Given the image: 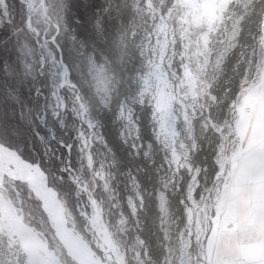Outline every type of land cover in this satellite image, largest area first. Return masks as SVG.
<instances>
[{
  "label": "snow or ice",
  "instance_id": "1",
  "mask_svg": "<svg viewBox=\"0 0 264 264\" xmlns=\"http://www.w3.org/2000/svg\"><path fill=\"white\" fill-rule=\"evenodd\" d=\"M258 4L264 16L261 0H131L130 4L124 0L116 7L110 0L103 4L100 0L89 4L74 0L71 5L67 0H15L14 4L0 0V128L12 127L27 136L22 148L19 142L0 135V195L24 182L33 195L41 197V188L34 182L37 176L42 177L43 191L52 196L65 182L76 188L80 177L74 174L77 166L72 154L77 151L80 170H86L92 182L83 183L76 194H87L96 213L94 225L104 213L103 200L121 209V224L133 220L139 225L141 213L153 208L162 239L169 242L154 250L137 235L132 248L122 250L105 226L104 244L89 246L88 264H128V251L135 264H172L173 257L179 264H194L190 252L194 245L200 250L195 264H264V193L236 213L222 212L219 217L212 205L210 216L202 220L209 212L220 166L213 161L209 179L207 156L199 166L187 163L190 152L200 148L198 141L185 144L178 139L183 134L181 118L189 134L186 138H190L194 121L205 116L217 136L225 130L235 135L231 130L239 129L253 112L252 104L264 98V19L255 33L245 29L246 18ZM236 6L243 9L242 14ZM37 17L47 25L43 31L33 27ZM125 17H131L133 23L128 24ZM147 18L153 27L137 31L135 21ZM193 29L199 33L195 40ZM13 40L15 49H10ZM213 40L220 45L214 63ZM133 44L135 51L125 60ZM234 57L242 58L236 64L235 86L230 80L229 88L218 95L209 82L217 79L215 74L209 77V65L220 73ZM10 89L17 92L14 102L8 99ZM144 117L151 125L147 142ZM105 122L119 126V139L134 156L148 157L156 146L157 154L163 153L155 169L163 174L147 196L143 179L130 169L122 173L124 189L130 194L121 204L113 183L115 174L103 163V159L115 162L116 158L103 131ZM28 140L43 146L45 158L62 150V160L64 155L68 159L55 173L45 171L25 157ZM219 144L217 139L215 147ZM237 144V162L242 164L248 156V141L240 143L237 137L234 152ZM101 155L103 159L97 161L96 156ZM229 179L238 184L240 176L234 172ZM256 183L250 180L249 190ZM173 209L182 225L176 233L178 248L170 246L172 237L165 227ZM171 222H176L174 217ZM9 237L8 251L0 247V264H19L12 246L23 254L25 264H37L29 239L13 231ZM72 264L82 262L73 259Z\"/></svg>",
  "mask_w": 264,
  "mask_h": 264
},
{
  "label": "rangeland",
  "instance_id": "2",
  "mask_svg": "<svg viewBox=\"0 0 264 264\" xmlns=\"http://www.w3.org/2000/svg\"><path fill=\"white\" fill-rule=\"evenodd\" d=\"M131 3V0H129ZM11 4L15 3V0H9ZM165 3H167V0H165ZM261 3H264V0H261ZM236 10L238 14H242L243 9L240 6H236ZM262 15L260 14V7L259 4L256 6V8L253 11H250L249 16L246 18L245 23V29L253 31L255 33L258 29V22L261 20ZM135 23L138 25L137 31L143 32L144 30L151 29L153 27V21L151 18H147L146 21H141L137 19ZM171 23V22H170ZM33 24L36 26V28L39 31H43L47 27L44 20L42 18H34ZM198 30L193 29L192 39L195 40L198 36ZM28 36H31L32 34L29 32L27 33ZM8 47L10 49H15V40H13L11 43L8 44ZM210 47L213 48L212 57H213V63L214 58L217 52L220 50V45L215 44V40H213ZM18 50V49H16ZM242 58L234 57L232 58V63H225L223 67V72L220 73H214L213 64L209 65V77L211 75L215 74L217 75V79L211 80L209 79V82L212 83L213 91L218 94L222 95L224 91H226L229 88V81H235V78L237 77L236 72V64L240 63ZM14 72V69H10ZM23 70V69H22ZM15 74L10 77L9 79H14ZM233 85V84H232ZM17 92L15 90H9L8 92V99L12 101V97L16 96ZM237 97L239 99V94H237ZM14 102V101H12ZM203 102V101H202ZM207 111V110H205ZM216 115V113H214ZM3 112L0 110V118H2ZM145 122V138L146 142L151 137V125L148 123V121ZM208 123L207 127H204L205 123ZM217 122H219L217 117ZM181 132L183 133L178 139L182 140L185 144H190L192 139H196L198 143L200 144V148H197L195 150H192L189 154V157L187 159V163L191 164L193 166H199L201 163H204V157L207 156V166H209V172L208 177L211 179L212 171H214V168L212 167L213 161H217L218 165L225 163L226 164V172L222 174V177L214 181L215 187H213L212 190V199L208 201L209 203V212L202 215L201 219L203 220L205 216H210L211 213V206L217 204L219 201L221 195L225 191L227 184L229 182V178L231 177V167L233 164V159L236 155V153L239 151V145H236V152L233 151V145L235 144L238 135L237 129H232L231 131L235 132V135H230V132L228 130H225L222 134L217 136L214 133V130L211 128V122L207 121V117L205 116L204 120H196L193 123V130L191 133L190 138L188 137V132L183 128V121L181 118ZM231 123V121H230ZM107 127V126H106ZM109 127L114 130L118 136L119 126L117 124L110 123ZM106 128L104 126L103 131L105 132ZM0 135H5L9 139L14 140L15 142H19L20 146L22 148L25 147L24 140L27 139L26 133L22 130H17L12 127H8L6 129L0 128ZM119 137V136H118ZM227 137V138H226ZM220 140V144L218 147H215L216 140ZM240 140V137H239ZM122 146L127 151V162L125 163L127 166L124 168V170L119 171V161L117 159V156L115 158V162H113L112 159H103L101 156H96V160L100 161L103 159V163L106 170H111L114 174V180L113 183L118 189V198L123 205L124 203V197H126L129 192H127L124 189L122 180L123 176L122 173L127 172L128 170H132L134 175H137L141 177L145 184V195L147 196L148 192H151L153 189V185L158 183V178L160 175L163 174V172H156L155 169L160 164V158L163 155V153L157 154L156 147L153 148L152 152L148 157H144L143 155L140 156H134L133 150L129 148L128 145L124 144L122 141ZM241 143V140H240ZM202 149V150H201ZM102 153V149H99ZM216 151V156L214 157L212 155V161H209V156L212 151ZM183 151L182 149L180 150ZM43 152V146L38 142L34 140H28L26 151L24 152L25 157L28 160H35L37 163H39L45 171L55 173V170L58 167L63 166V161H66L68 157L66 155L63 156L62 160V150L53 153L49 157H43L41 154ZM115 152V151H114ZM31 153V155H29ZM155 159L156 163L154 164L152 161ZM72 160L76 163L77 169L74 172L75 175L80 177V184L76 186V188H73L71 182H65L62 186H58L60 189V199L64 203L67 214L70 218V221L75 226V228L80 231L88 241L91 243H95L97 241L96 235L92 232L93 230L89 228L88 221L86 217L84 216V213L90 214L92 213V207L87 199V194L84 193L81 196H77V190L82 187L83 183L91 184L92 177L86 170H80V161H79V153L77 151H74L72 154ZM228 160V161H227ZM221 169V166H220ZM228 169V170H227ZM139 170V171H138ZM228 171V172H227ZM228 173V174H227ZM225 175V176H224ZM218 193V195H217ZM15 206V208L18 210L20 215L23 217L24 221L36 228L39 232L43 234L44 240L46 239L49 246L58 253L60 259L64 264H72V259L66 254V251L62 248L58 240L56 239L54 235V230L51 228L44 211L41 209V203L35 196L27 189L25 183L18 182L15 183L11 190L8 192L3 193ZM94 195L100 196L98 192L94 190ZM100 198L103 200V197L100 196ZM112 202L109 200H103L104 204V213L102 215V219L104 220L105 224L107 225L109 231L112 233V236L115 240H117L121 246L122 250H128L131 249L132 246L135 244V237L139 235L142 239L146 240V235L151 231L153 234L157 236L158 244H164L166 246L169 245V242H166L162 239V232L160 230V221L158 218V214L155 212V209L152 208L153 211V218L150 221V229L146 231V224H143L145 221L142 220V216H140V224L137 225L134 223L133 220H129L126 224H121L120 219L122 217L120 216V208H113L109 205ZM125 213L127 212V209H124ZM173 217L175 218V223H172L171 220L173 217L169 218V224L165 225V227H169V234L172 237V240L170 242V246L174 248H178V242L176 239V233L178 229L182 228V225H180V217L179 213L175 211V209L172 210ZM149 220V219H148ZM123 229V230H122ZM18 232L23 234L26 238L27 236L22 232L20 229L19 224L17 225L16 222L12 221L11 218L6 216L0 207V247L4 249V251H8L9 249V232ZM45 240V241H46ZM13 251L16 253V256L18 257L19 264H25V257L23 254L19 251L18 248L15 246H12ZM199 248H197L195 245L190 249L191 255L193 257V261L195 264V259L199 255ZM133 253L131 251H128V264H135V261L132 259ZM36 258V257H35ZM37 260V258H36ZM37 264H40L37 260ZM162 264V261H161ZM172 264H179V261L173 257Z\"/></svg>",
  "mask_w": 264,
  "mask_h": 264
},
{
  "label": "bare ground",
  "instance_id": "3",
  "mask_svg": "<svg viewBox=\"0 0 264 264\" xmlns=\"http://www.w3.org/2000/svg\"><path fill=\"white\" fill-rule=\"evenodd\" d=\"M261 19H264V16H262ZM220 166L221 169L218 173V179L226 172V164L223 163ZM34 182L37 187L41 188L42 191L41 197L37 198L35 195L34 196L39 201L41 199L44 201L47 211L45 216L51 228L55 232L54 235L56 239L72 260L75 259L79 262H82V264H88V261L91 258L89 246L95 247L97 244H104L105 226H107L104 220L102 217H99L96 219V223L94 225L93 219L96 217L95 211L93 210L90 214L84 213V216L88 221L89 228L93 230L92 232L96 235L97 239L95 243H91L80 231L75 228V226L70 221V218L67 214V209L60 199L59 192L56 196H52L49 192L43 191V181L42 177L40 176L35 177ZM26 187L29 190L30 186L26 185ZM5 197L6 196L4 194L0 195V207L2 212L11 218L12 221L16 222L17 225L19 224L20 229L27 236V239L33 243L34 254L38 262L40 264H56V262H58V264H64L58 253L50 246H46V242L44 238L38 233V230L28 225L18 210L15 208L13 203L7 197L5 199ZM107 230L109 231L108 227Z\"/></svg>",
  "mask_w": 264,
  "mask_h": 264
},
{
  "label": "crops",
  "instance_id": "4",
  "mask_svg": "<svg viewBox=\"0 0 264 264\" xmlns=\"http://www.w3.org/2000/svg\"><path fill=\"white\" fill-rule=\"evenodd\" d=\"M243 104L244 101H241ZM253 112L247 114L242 126L237 129L241 143L248 141L247 159L242 163L237 162L236 153L231 167V177L233 173L240 176L239 183L229 180L227 187L216 204L217 217L221 213H236L241 207L252 200H258L264 193V98H260L252 104ZM255 180L256 186L249 190L248 182ZM215 219V218H213ZM255 248V245H253Z\"/></svg>",
  "mask_w": 264,
  "mask_h": 264
},
{
  "label": "trees",
  "instance_id": "5",
  "mask_svg": "<svg viewBox=\"0 0 264 264\" xmlns=\"http://www.w3.org/2000/svg\"><path fill=\"white\" fill-rule=\"evenodd\" d=\"M74 2V0H67V3L69 5H71ZM80 3L82 4H89L90 0H79ZM111 4L113 5V7H116L117 5H122L124 3V0H110ZM100 3H105V0H100ZM128 3L130 4V1L128 0ZM76 9H73V13H75ZM114 16H116L117 14L114 13ZM125 20L128 24L133 23L131 17H125ZM117 23H119V20L116 21ZM73 27H76V25L73 23L72 25ZM135 51V44L130 45V48L128 50V54L125 57V60L128 59V57L131 56L132 52ZM117 78H119V70L117 69V73H116ZM233 87L235 86V83H233L232 85ZM144 121L147 120L146 117L143 118ZM110 123L105 122V137L112 143L113 145V150L116 153L117 159L119 161V167L120 170L122 171L124 170V168L127 166L125 163L128 160V156H127V151L125 150V148L122 146L121 140L119 139V137L117 136L116 132L114 130H112L109 127ZM107 126V127H106ZM214 151V150H213ZM213 151L211 152L210 156H209V161H212V155H213ZM58 192H59V196H60V189L58 188ZM142 216V220H144L145 222L143 224H146V231H148L150 229V226L148 225V223L150 224L151 219L153 218V211L152 208L146 209L145 212L141 213ZM149 219V220H148ZM146 237V241L150 244V246L154 249L157 250L159 247L158 244V238L155 234H153L151 231H149V233H147L146 235H144Z\"/></svg>",
  "mask_w": 264,
  "mask_h": 264
},
{
  "label": "water",
  "instance_id": "6",
  "mask_svg": "<svg viewBox=\"0 0 264 264\" xmlns=\"http://www.w3.org/2000/svg\"><path fill=\"white\" fill-rule=\"evenodd\" d=\"M33 27H35L36 28V26L33 24ZM38 30V29H37ZM41 209L44 211V213H46L47 214V211H46V207H45V205H44V203L43 204H41ZM22 223V222H21ZM23 224V223H22ZM21 225V224H20ZM38 233L40 234V235H42L43 236V234L41 233V232H39L38 231ZM46 240V239H45ZM46 242V246H49V244H48V242H47V240L45 241ZM68 255V254H67Z\"/></svg>",
  "mask_w": 264,
  "mask_h": 264
}]
</instances>
